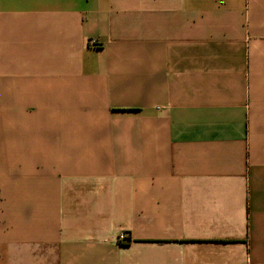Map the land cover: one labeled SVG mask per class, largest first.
<instances>
[{
	"label": "crops",
	"instance_id": "0c3cea01",
	"mask_svg": "<svg viewBox=\"0 0 264 264\" xmlns=\"http://www.w3.org/2000/svg\"><path fill=\"white\" fill-rule=\"evenodd\" d=\"M0 264H264V0H0Z\"/></svg>",
	"mask_w": 264,
	"mask_h": 264
},
{
	"label": "built area",
	"instance_id": "2783aa9c",
	"mask_svg": "<svg viewBox=\"0 0 264 264\" xmlns=\"http://www.w3.org/2000/svg\"><path fill=\"white\" fill-rule=\"evenodd\" d=\"M96 44H97L96 40L90 41V46H96ZM120 241L122 243H125V242H128L129 240H128V237L126 235H122V237L120 238Z\"/></svg>",
	"mask_w": 264,
	"mask_h": 264
}]
</instances>
